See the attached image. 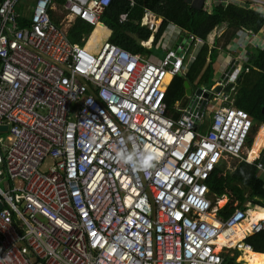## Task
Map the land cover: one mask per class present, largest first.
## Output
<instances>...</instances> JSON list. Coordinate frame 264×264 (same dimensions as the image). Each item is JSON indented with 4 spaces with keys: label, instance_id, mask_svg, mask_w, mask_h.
<instances>
[{
    "label": "built area",
    "instance_id": "1",
    "mask_svg": "<svg viewBox=\"0 0 264 264\" xmlns=\"http://www.w3.org/2000/svg\"><path fill=\"white\" fill-rule=\"evenodd\" d=\"M111 1L0 0V264H228L264 218L221 219L207 180L226 158L264 172V141L248 155L264 121L248 148L252 121L227 97L207 122L200 97L174 118L164 78L185 74L184 54L94 52L53 19L94 28ZM137 23L156 30L148 9Z\"/></svg>",
    "mask_w": 264,
    "mask_h": 264
},
{
    "label": "trees",
    "instance_id": "2",
    "mask_svg": "<svg viewBox=\"0 0 264 264\" xmlns=\"http://www.w3.org/2000/svg\"><path fill=\"white\" fill-rule=\"evenodd\" d=\"M144 7L154 11L162 18L158 31L153 35V43L150 48L136 44L131 37V34H135L145 41L151 35V31L135 23L141 18ZM120 13L127 14V21L123 24L118 22ZM100 21L112 31L109 37L110 42L130 52L154 57L162 50L168 23L177 25L193 36L207 41L212 34L216 35V32L221 28L233 31L229 35L230 38L235 36L239 30V32H258L264 27V14L234 3L215 6L210 13H207L201 8L188 4L187 0H135L133 5H130L126 0H112L110 6L102 13ZM99 29L106 32L103 25H97L86 43L87 49L91 48L90 46ZM91 31V25L76 20L69 28L68 36L72 42L82 45L83 42L80 38L84 36L86 39ZM216 39L215 37V42ZM201 64L192 63L184 76H175L172 79L166 91L165 103L167 107L185 96L184 81H188L189 85L192 86L202 85L205 87L207 85L206 87H210L214 84V82L208 83L213 71L212 63L206 65L196 80ZM248 70L247 73L242 72L239 75L236 87L231 92L232 95H228L227 100L234 107L244 110L252 121L251 133L246 140V146L249 148L253 134L260 123L264 121V69L260 72L253 69ZM172 117L175 118L177 115ZM263 141L264 132L258 142L259 144H256L257 151L262 146ZM232 167V169H225V163L218 165L207 180L209 196L213 204L222 196L227 198L226 203L218 209L217 215L221 219L227 218L236 208L258 207L264 209V179L258 176L259 172L255 165L241 161ZM246 243L257 253L250 252V255L246 253L243 259L248 264H258L264 253V231L249 236ZM237 254L235 253L234 257L231 258L234 259V263H231L232 261L229 259L228 264H237L235 263Z\"/></svg>",
    "mask_w": 264,
    "mask_h": 264
},
{
    "label": "crops",
    "instance_id": "3",
    "mask_svg": "<svg viewBox=\"0 0 264 264\" xmlns=\"http://www.w3.org/2000/svg\"><path fill=\"white\" fill-rule=\"evenodd\" d=\"M225 1L226 0H187L188 4H190L196 8H201L202 10H205L207 13H210L215 6L227 4V3H225ZM234 3H237L241 7L249 8L248 3H245L242 1H237ZM144 9H148V8L144 7L143 11H144ZM250 9L257 10L260 13L264 14V8H259L256 6H250ZM148 10L155 16V19H156V30L154 32H152V35L150 36V38L147 41L148 42L147 46L150 47V46H152L150 44V41L153 40L154 33H156L158 31V29L162 23V18L160 16H158L154 11H152L150 9H148ZM143 11H142V15H143ZM120 14H125V13H120ZM120 14H119V16H120ZM125 15L127 17V14H125ZM119 16H118V22H119ZM54 17L55 18H53V19L56 22V24H59L62 26V29L64 30L68 40L71 43L78 44L76 42H72L68 36V30L76 20H74L70 24L63 26L62 22H61V18L58 16H55V15H54ZM83 23H85V22H83ZM135 23L139 24V23H137V20L135 21ZM119 24H123V23H119ZM101 25H103L105 27V29L108 30L107 34L105 36V40L106 39L109 40V37H110L111 32H112L111 29L106 27L102 22H101ZM143 27H145V26H143ZM166 27H167L166 28L167 29V31H166L167 35H166V38L163 42L162 47L169 49V48H172L174 46V44L176 43L178 37L181 35L183 30L181 28H179L177 25H173L172 23H168L166 25ZM239 31H237L235 33V36L230 38L229 35H231L233 31L221 28L220 30H218L216 32V35L212 34L210 36L209 40L204 41L203 45L198 47V45L192 43L191 47L189 48L190 54L188 56L186 55L185 63H188V67L192 63H202L201 67H200V72H199L198 76L196 77V80L202 74V72L204 71V69L208 63H212L213 71H212L211 77H213L215 79L214 84L217 81L216 78L223 73V71L227 68V66L230 63H237L236 69L234 70L233 74L229 78L230 82H233V85H234L233 89L230 90L228 93V95H230L231 92L236 87L237 83H234L236 78H238V80H239V75L242 72L247 73L249 71L248 69H253V70L260 72L264 69V27L255 33H252L249 31H241V32H239ZM92 32H93V27H92V31L90 32V35ZM215 37L217 38L216 42L214 41ZM80 40L83 42L82 45H86L87 39H85L84 36L81 37ZM146 43H145V45H146ZM78 45H80V44H78ZM241 65L243 66L244 71H243V69H242V71H240L239 66H241ZM198 70H199V67H198ZM238 71H240V72H238ZM174 104L180 105V106H182V105L179 104L177 101H175L170 107H168V109L171 111V114L176 116L179 113L172 110V107L174 106ZM261 137H262V135L259 134L258 138L256 139V143L253 145L254 147H256V144L260 141ZM259 149H258V151H259ZM258 151H257V153H258ZM228 160L236 161V163L241 162V161H237L236 159L226 158L220 162L219 166ZM232 168H228V169H232ZM258 172H259L258 176L260 178L264 179V172L259 171V170H258ZM223 198H225V200H223ZM218 201H219V204H222L224 201L226 203L227 198L225 196H222L220 199H218ZM246 209L250 210V212L254 211L257 214H260L259 217L253 216L255 218L264 217V209H261L258 207H253V208L246 207ZM251 216H252V214H251ZM251 252L257 253V252H254L253 250H251ZM246 253L248 255H250V252H245L243 254L242 258L245 257ZM260 254H262V253H260ZM258 264H264V253H263L262 259L259 260Z\"/></svg>",
    "mask_w": 264,
    "mask_h": 264
},
{
    "label": "water",
    "instance_id": "4",
    "mask_svg": "<svg viewBox=\"0 0 264 264\" xmlns=\"http://www.w3.org/2000/svg\"><path fill=\"white\" fill-rule=\"evenodd\" d=\"M131 37L135 40L136 44L140 43V38L135 35L131 34ZM191 41V37L188 33L182 32L181 35L178 37L175 45L173 46V51L175 52L176 56H181L185 49L188 47ZM237 63H230L227 68L223 71V73L218 77L215 84H213V88L210 90L209 87L205 89L203 87H196L194 90L190 89L188 81H184L183 86L185 89V94L189 97L192 94V99L189 102V106L193 110L192 102L195 101L196 97H200V105L197 108L199 114L202 113L206 103L208 101L214 100L216 97L224 98L228 96L230 90L233 89V82H230L229 78L233 74L234 70L236 69ZM238 82V78H236L234 83ZM0 129H6L5 126H1Z\"/></svg>",
    "mask_w": 264,
    "mask_h": 264
},
{
    "label": "rangeland",
    "instance_id": "5",
    "mask_svg": "<svg viewBox=\"0 0 264 264\" xmlns=\"http://www.w3.org/2000/svg\"><path fill=\"white\" fill-rule=\"evenodd\" d=\"M64 25H67V24H63V26ZM96 29V27H94L93 28V31ZM104 30H101V29H99L97 32H96V36H95V38H94V40H93V43H92V45L90 46L91 47V49L94 51V52H96V51H98L99 50V48H100V45L102 44V42L105 40V36H106V34H107V29H106V32L104 31ZM89 37H90V34L87 36V41H88V39H89ZM161 53H162V50H161V52L160 53H158V55H156V56H154V61L155 62H158L159 60H160V55H161ZM190 54V50L188 51V53H187V56ZM241 67V68H240ZM239 69H240V71H242V69H243V66L241 65V66H239ZM240 71H238V72H240ZM212 75H210V77H211ZM219 77V76H218ZM218 77L216 78V79H218ZM215 81V79L213 78V77H211L210 78V80L208 81V83H212V82H214ZM194 83H196V82H194ZM191 88H194V87H196V86H198V85H196V86H192V85H189ZM201 86V85H200ZM207 85H205V87H206ZM232 95V94H231ZM190 98L191 97H188L186 94H185V96L184 97H182L180 100H178L177 102L179 103V104H181L182 106H187L188 104H189V102H190ZM217 102H218V99L217 100H213V101H211V102H209L207 105H206V107L204 108V120H205V122H207L208 121V119H209V117H211V115H210V112H211V107H212V105H214V104H217ZM263 132H264V129H262L261 130V133H260V135H262L263 134ZM1 137H4V135H0ZM236 163V161H233V160H228V161H225V169H228V168H232V166L234 165ZM223 200H225V198H223ZM225 203V201L222 203V204H219V201L217 200L216 201V205H217V207H221L223 204ZM251 214H252V216H255V217H259L260 216V214H257V213H255L254 211H252L251 212ZM236 253H238L239 254V256H240V258L243 256V253L244 252H241V251H236ZM230 261H232L231 263H234V259H231ZM236 263V262H235ZM237 264H245V260L242 258L240 261H239V263H237ZM246 264H248V263H246Z\"/></svg>",
    "mask_w": 264,
    "mask_h": 264
},
{
    "label": "clouds",
    "instance_id": "6",
    "mask_svg": "<svg viewBox=\"0 0 264 264\" xmlns=\"http://www.w3.org/2000/svg\"><path fill=\"white\" fill-rule=\"evenodd\" d=\"M183 30V29H182ZM150 31V30H149ZM182 32H186V33H188L189 35H190V37H191V41H190V43H189V45H188V47L185 49V51L182 53V55L184 54L185 55V59H184V62L183 63H185V61H186V55H187V52L189 51V48L191 47V45H192V43H195V40H192V39H196V38H199V37H195V36H193L191 33H189V32H187V31H185V30H183ZM151 35H152V32H151ZM150 35V36H151ZM150 36L147 38V40H145V41H143V40H141L140 39V42L142 41V42H147L148 41V39L150 38ZM193 37V38H192ZM199 39H201V38H199ZM202 40V39H201ZM203 41V43H202V45L204 44V40H202ZM152 43H153V40H151L150 41V44L152 45ZM117 45V44H116ZM138 45H141V46H143V47H146V48H150V47H148L147 45H142L141 43H139ZM175 45V44H174ZM199 47V46H198ZM125 49V48H124ZM169 49H171L172 51H173V47L172 48H169ZM138 54H140V53H138ZM144 55V54H143ZM174 55H175V52H174ZM181 55V56H182ZM145 56H147L148 57V55H145ZM151 55H149V57H150ZM176 56V55H175ZM181 56H177V57H181ZM151 60L154 62V57L153 56H151ZM188 63H185V69H186V71H185V73L187 72V70H188ZM185 75V74H184ZM184 75H176V76H184ZM175 77V76H174ZM174 77H172V78H170L171 80H170V82L172 81V79L174 78ZM170 84V83H169ZM169 86V85H168ZM198 86H200V85H198ZM198 86H196V87H198ZM196 87H194V88H191L190 87V89L191 90H194ZM200 87H202V85L200 86ZM204 87V86H203ZM168 88V87H167ZM204 88H206V87H204ZM184 91H185V89H184ZM193 94V93H192ZM192 94H191V96H189V97H191L192 98ZM150 163H151V161H145L144 162V166L145 167H148V166H150Z\"/></svg>",
    "mask_w": 264,
    "mask_h": 264
},
{
    "label": "bare ground",
    "instance_id": "7",
    "mask_svg": "<svg viewBox=\"0 0 264 264\" xmlns=\"http://www.w3.org/2000/svg\"><path fill=\"white\" fill-rule=\"evenodd\" d=\"M148 44V42L146 43V45ZM145 45V43H144ZM170 80V76L169 75H166L165 78H164V81L165 82H168ZM257 154V148L253 146L252 148V152H249V159H253V157ZM261 218H264V217H261Z\"/></svg>",
    "mask_w": 264,
    "mask_h": 264
}]
</instances>
